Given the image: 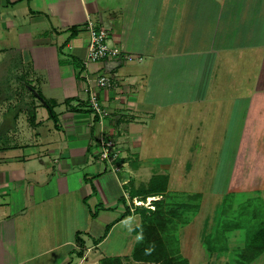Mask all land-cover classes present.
<instances>
[{
	"label": "crops",
	"instance_id": "1",
	"mask_svg": "<svg viewBox=\"0 0 264 264\" xmlns=\"http://www.w3.org/2000/svg\"><path fill=\"white\" fill-rule=\"evenodd\" d=\"M88 19L131 60L85 62ZM259 52L264 0H0V264H137L139 238L129 254L101 247L136 215L125 194L145 145L163 118L224 98L225 74ZM106 138L115 159H102Z\"/></svg>",
	"mask_w": 264,
	"mask_h": 264
},
{
	"label": "rangeland",
	"instance_id": "2",
	"mask_svg": "<svg viewBox=\"0 0 264 264\" xmlns=\"http://www.w3.org/2000/svg\"><path fill=\"white\" fill-rule=\"evenodd\" d=\"M262 38L259 35L256 40ZM247 59L232 67L237 73L232 70L225 74L224 98L220 93L205 103L192 101L183 113L177 110L171 117L163 118V131L155 133V138L145 145L143 157L150 162L145 169L131 174L139 185H147L154 174L168 175L167 193L146 199L131 196L128 191L125 194L132 211L139 206V198L145 207H151L157 199L188 203L183 208L177 206L181 211L173 220L176 229L171 235L189 264H235L236 251L245 242V229L228 232V249L221 252L208 251L205 235L214 233L224 216L241 218V205L250 203L252 208L264 210V54L259 52L255 62ZM128 168L122 174L129 183ZM223 209H228L224 216ZM135 214L113 231L101 247L105 250L103 255L131 252L139 236L128 230L142 220L141 213ZM100 252L93 250L91 255ZM249 264H264V253Z\"/></svg>",
	"mask_w": 264,
	"mask_h": 264
},
{
	"label": "trees",
	"instance_id": "3",
	"mask_svg": "<svg viewBox=\"0 0 264 264\" xmlns=\"http://www.w3.org/2000/svg\"><path fill=\"white\" fill-rule=\"evenodd\" d=\"M167 189L168 175L161 173L154 174L147 185H140L135 190V193L137 196L146 199L147 196L157 194L164 196L167 193ZM153 203L155 205L154 209L139 205L133 210L141 213L142 220L134 228L139 240L131 256L127 259L131 258L137 264H189L188 259L178 251L177 241L172 240L173 237L171 235L176 229L173 225V220L181 211L177 206L183 208L188 206V203L168 202L164 199L154 200ZM240 208L238 212L241 218L236 217L239 220L226 219L224 215L227 214L228 209H223L221 212L224 217H222L221 221L219 220L216 231L206 234L204 241L210 253L225 251L228 249L226 244L228 232L236 229H245V242L236 251L234 263L249 264L264 253V210L261 207L254 206L252 208L250 203L241 205ZM231 209L232 207L229 206V211ZM130 212L132 210L127 207L124 216L130 214ZM247 212L248 215H246ZM242 215L245 216V219H242ZM100 264H123V262L119 257H105L101 259Z\"/></svg>",
	"mask_w": 264,
	"mask_h": 264
},
{
	"label": "built area",
	"instance_id": "4",
	"mask_svg": "<svg viewBox=\"0 0 264 264\" xmlns=\"http://www.w3.org/2000/svg\"><path fill=\"white\" fill-rule=\"evenodd\" d=\"M87 28L90 31V40L88 42V53L85 62L118 57H123L124 60H131L132 57L129 53H123L118 47L110 45L108 42V30L105 27L98 26L92 20L88 19ZM97 83L99 86L107 88L116 84V82L113 80V77L108 74L100 75L97 79ZM89 106L98 113H104L99 101L97 100V96L94 93H92L89 97ZM101 141L102 159H108L109 157L115 159L118 156V149L115 148L114 140L111 138H106L102 139ZM113 168L115 170L118 169V167L115 165ZM138 201L139 203H144L143 199L141 198H139ZM152 206L154 205H151V208Z\"/></svg>",
	"mask_w": 264,
	"mask_h": 264
},
{
	"label": "bare ground",
	"instance_id": "5",
	"mask_svg": "<svg viewBox=\"0 0 264 264\" xmlns=\"http://www.w3.org/2000/svg\"><path fill=\"white\" fill-rule=\"evenodd\" d=\"M152 199H154V198H152ZM139 204H142V203H139Z\"/></svg>",
	"mask_w": 264,
	"mask_h": 264
}]
</instances>
